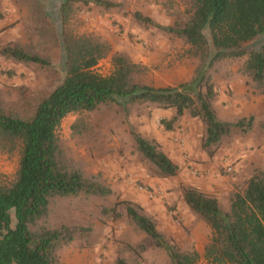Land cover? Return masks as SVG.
Wrapping results in <instances>:
<instances>
[{
    "label": "rangeland",
    "instance_id": "374dc122",
    "mask_svg": "<svg viewBox=\"0 0 264 264\" xmlns=\"http://www.w3.org/2000/svg\"><path fill=\"white\" fill-rule=\"evenodd\" d=\"M111 1L118 5L104 8L94 0L74 3L63 21L61 0H0V49L7 43L20 44L50 62L46 66L23 63L0 53V106L8 113L30 117L36 105L60 83L65 74L63 29L92 35L109 45L110 52L95 66L101 74L111 72V55L122 53L142 66L135 74L139 82L155 87L176 86L192 78L197 60L187 53L188 45L133 16L139 11L161 25L181 24L186 17L183 0ZM262 43L264 35L247 46ZM245 58H226L214 64L211 73L217 95L212 105L222 120L252 115L254 129L249 134L234 133L225 138L212 156L202 148L203 126L198 119L185 116L174 130H166L160 120L171 117L172 110L152 103L132 104L124 110L108 102L95 110L68 115L62 121L59 137L63 162L81 169L88 178H96L111 193H81L50 200L48 214L39 224L90 228L59 248L57 264H115L117 257L131 264H170L166 252L154 246L129 220L121 204L118 209L123 215L119 218L102 212L121 200L142 205L145 213L156 219L158 229L180 250L196 249L198 264H212L205 256L211 229L186 205L180 187L191 185L194 179L210 181L209 191L215 192L222 207L228 209L232 193L242 191L251 174L264 170V94L257 93L244 72ZM181 128H185L189 141L188 148L177 146L184 161L176 162V175L158 177L136 149L134 133L161 139L167 145L168 140L174 142ZM191 130L194 139L188 137ZM18 160L19 147L12 151L0 148V183L14 178ZM140 244L144 248H129Z\"/></svg>",
    "mask_w": 264,
    "mask_h": 264
},
{
    "label": "trees",
    "instance_id": "16d2710c",
    "mask_svg": "<svg viewBox=\"0 0 264 264\" xmlns=\"http://www.w3.org/2000/svg\"><path fill=\"white\" fill-rule=\"evenodd\" d=\"M91 1L61 0V18L66 21L74 3ZM94 1L104 8L118 5L111 0ZM183 1L186 17L181 24L161 25L139 11L133 16L188 45L187 53L197 60L189 81L162 87L139 82L135 74L142 66L122 53L112 54L111 72L101 74L95 66L108 55L109 45L92 35L63 29L65 74L60 83L36 105L30 117L8 113L0 106V148L12 151L19 147L14 178L9 183H0V264H57L59 248L90 228L39 224L48 214L50 200L81 193H111L96 178H88L81 169L63 162L59 129L68 115L95 110L108 102H115L124 110L132 104L152 103L163 110H172L171 117L160 120L166 130H174L185 116L198 119L203 126L201 145L209 156L232 134L253 131L252 115L233 121L217 117L212 105L217 90L211 69L221 59L245 56L243 70L257 93L264 94V43L247 46L264 35V0ZM0 53L23 63L50 64L48 59L26 51L20 44L7 43ZM134 140L136 149L153 166L156 176L176 175L179 165L158 140L136 132ZM180 191L186 205L211 229L205 256L212 264H264V170L251 174L243 190L232 193L228 209L222 207L214 194L196 186L182 185ZM120 204L129 220L154 246L166 252L170 264H198V251L180 250L137 202L121 200L104 207L102 212L119 218L123 215L118 209ZM129 248L138 250L144 246L129 245ZM115 264L131 263L117 257Z\"/></svg>",
    "mask_w": 264,
    "mask_h": 264
},
{
    "label": "crops",
    "instance_id": "0c3cea01",
    "mask_svg": "<svg viewBox=\"0 0 264 264\" xmlns=\"http://www.w3.org/2000/svg\"><path fill=\"white\" fill-rule=\"evenodd\" d=\"M190 135V139H194L196 136H194V131L191 130L189 133H188V137ZM187 137V136H186ZM186 137H185V141H184V145L185 147L187 146V148L189 147V141H188V138L186 140ZM161 139H158L159 143L162 145V149L166 152V154H168V156L170 158H172L174 161H176L177 163H180L182 161H184V157L182 156V153H180V149L177 147L178 145L174 142H172L171 140H168V143L167 145L164 144V141H160ZM196 157H193V160L195 159ZM193 186H196L198 188H200L201 190L205 191V192H208V193H212L214 194L215 192H210V188H211V184H210V181H206V180H193V183L191 184ZM215 195V194H214Z\"/></svg>",
    "mask_w": 264,
    "mask_h": 264
},
{
    "label": "built area",
    "instance_id": "2783aa9c",
    "mask_svg": "<svg viewBox=\"0 0 264 264\" xmlns=\"http://www.w3.org/2000/svg\"><path fill=\"white\" fill-rule=\"evenodd\" d=\"M182 132L179 134L177 133V135L174 136L173 140H174V143H176L178 146H183L184 145V141H185V128H181ZM225 169L227 171H230L231 170V167L226 165L225 166ZM150 197H152L153 195L150 193L149 194Z\"/></svg>",
    "mask_w": 264,
    "mask_h": 264
}]
</instances>
